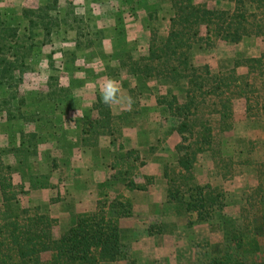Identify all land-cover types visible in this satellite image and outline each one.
<instances>
[{"label": "rangeland", "instance_id": "obj_1", "mask_svg": "<svg viewBox=\"0 0 264 264\" xmlns=\"http://www.w3.org/2000/svg\"><path fill=\"white\" fill-rule=\"evenodd\" d=\"M196 1L244 13L251 33L238 43H198L193 49L195 64L207 65L213 73L236 67L237 74H249L242 61L264 51V33L252 25L263 21L261 10L247 0ZM26 10L34 13L26 14ZM0 13L7 26L15 28L29 46L34 45L22 82L13 87L0 85V148H14L22 133L26 139L35 134L30 154L21 157L37 174L52 175L60 150L85 147L82 129L97 114L94 104L106 79L118 81L121 95L132 98L130 107L112 106L120 118L115 120V136H101L97 145L86 146L96 150L102 161L134 151L133 157L138 158L129 159L130 176L148 187L102 189L99 183L93 189L98 199H130L133 204L131 215L120 223L127 258L108 264H206L211 257L233 249V230L245 232L248 243L257 242L259 251L248 256L264 259V236L254 229L264 214V109L247 113L246 99L236 98L232 131L217 134L215 140L221 154L215 149L198 157L191 173L194 182L211 184L225 196V206L213 218L200 221L195 212L187 213L168 199L166 172L172 174L176 167V145L182 137L174 130L177 120L158 101L171 92L182 100V88L133 76L127 65L148 54L153 32L159 37L168 35L173 15L169 0H0ZM250 76L255 85H262V79ZM257 94L264 104V91ZM3 158L16 169L12 152ZM35 179L34 188L45 181ZM15 187L19 192V185ZM97 201L87 199L78 215L94 212Z\"/></svg>", "mask_w": 264, "mask_h": 264}, {"label": "trees", "instance_id": "obj_2", "mask_svg": "<svg viewBox=\"0 0 264 264\" xmlns=\"http://www.w3.org/2000/svg\"><path fill=\"white\" fill-rule=\"evenodd\" d=\"M169 1L173 15L168 35L159 37L153 32L148 54L137 61L131 59L127 67L133 76L162 80L174 89L182 88V100L171 92L169 97L158 101L177 120L174 130L182 137L176 145V167L172 174L166 172L168 199L183 206L187 213L195 212L200 221H209L225 206V196L211 184L194 182L191 173L199 155L219 148V142L215 141L217 134L232 131L236 98L246 99L247 113L254 114L253 110L264 109V104L260 103L261 96L255 95L264 91V51L258 57L242 61L250 69V73L245 75L237 74L236 67L227 72L213 73L209 66L195 64L193 49L198 43L214 40L238 43L251 33L248 18L240 11L210 8L196 0ZM247 1L252 2L251 5L256 4L255 9L261 10L264 17V0ZM25 13L34 11L26 10ZM37 16L42 18L39 14ZM252 25L264 33V19ZM45 28L49 30L48 26ZM33 47L15 28L7 26L0 13V85L13 87L22 82V75L28 68L26 58ZM251 74L262 79V85H255ZM253 99L257 100L255 105L252 104ZM93 110L97 112L96 116L87 120L82 129V143L91 147L97 145L101 136H115L118 131L115 120L119 118L100 97ZM35 137L31 134L26 139L22 133L19 147L0 148V190L3 197L0 205V264H101L126 259L127 248L122 241L120 223L132 213L130 199L100 198L94 212L80 213L70 228L58 234L56 218L40 207L21 205L18 194L24 191L18 192L13 185L14 168L5 163L3 155L7 152L15 156L30 154V143ZM133 152L127 150L123 155L113 156L112 169L116 174L100 183L99 187L108 189L122 185L131 190L148 189L147 185L130 176L133 173L129 159L138 158L133 157ZM217 152L221 154V151ZM256 226L254 229L264 236V214ZM231 235L233 249L224 255L211 257L206 264H264V259L248 256L259 251L256 241L248 243L246 233L238 230H233Z\"/></svg>", "mask_w": 264, "mask_h": 264}, {"label": "crops", "instance_id": "obj_3", "mask_svg": "<svg viewBox=\"0 0 264 264\" xmlns=\"http://www.w3.org/2000/svg\"><path fill=\"white\" fill-rule=\"evenodd\" d=\"M9 134L12 133L10 132ZM20 143L21 140H18L12 146L14 148L19 147ZM60 151L61 155L59 156L58 164L52 165V170H54L52 175L48 172H43L45 174L38 172L40 174H37L33 167L30 165L25 166L21 163L24 160L21 157L22 154L18 155L19 160L14 155L16 160V165L14 166L16 169L12 179L13 185H19V189L24 191L18 195L21 205L25 207H40L42 211L56 218L58 220V233L66 231L73 225L78 213L81 212V205L85 204L87 199H94V202L97 201L96 191L94 192L93 189L96 190V186L99 183L116 174V170L112 169L113 159L107 161L106 157H104L105 160L102 161L100 154H96L97 151H94L93 148L86 146L80 148L76 145ZM5 163L13 167V164L6 161ZM83 171H85L84 175H82ZM37 177L43 178L45 181L34 188L32 187V180ZM47 181L50 183H47ZM65 182L68 183L66 187L63 185ZM50 191H56L57 195L55 194V198H53L55 195L50 194ZM21 195H27L29 198L25 199ZM2 202L3 197L0 190V205ZM92 205L94 206V204ZM108 263L115 262H103L101 264Z\"/></svg>", "mask_w": 264, "mask_h": 264}, {"label": "clouds", "instance_id": "obj_4", "mask_svg": "<svg viewBox=\"0 0 264 264\" xmlns=\"http://www.w3.org/2000/svg\"><path fill=\"white\" fill-rule=\"evenodd\" d=\"M101 101L108 107L114 105L127 104L131 106L133 103L131 97H124L121 95V85L118 81L112 78L106 79L99 88Z\"/></svg>", "mask_w": 264, "mask_h": 264}]
</instances>
